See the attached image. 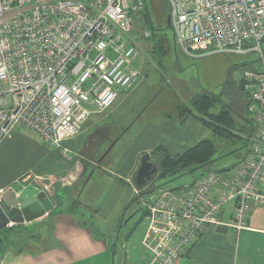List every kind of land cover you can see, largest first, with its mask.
<instances>
[{
  "label": "built area",
  "instance_id": "1",
  "mask_svg": "<svg viewBox=\"0 0 264 264\" xmlns=\"http://www.w3.org/2000/svg\"><path fill=\"white\" fill-rule=\"evenodd\" d=\"M166 1L182 53L261 54L264 0ZM144 9L146 0H0V139L23 128L67 153L63 143L86 119L109 109L141 76L132 62L140 55L134 20ZM140 26L148 37L144 16ZM240 86L254 125L246 154L230 167L200 173L186 190L164 189L142 201L150 264H175L209 227L238 231L254 208L264 209V66L242 68ZM16 182L48 188L45 177L24 173L0 187L1 207L7 192L17 193ZM226 204L229 223L219 219Z\"/></svg>",
  "mask_w": 264,
  "mask_h": 264
},
{
  "label": "crops",
  "instance_id": "2",
  "mask_svg": "<svg viewBox=\"0 0 264 264\" xmlns=\"http://www.w3.org/2000/svg\"><path fill=\"white\" fill-rule=\"evenodd\" d=\"M160 98L176 100L177 104L171 103L168 110ZM180 102L176 94L160 89L143 107L147 116L139 132L127 139L128 126L119 131L118 126L106 120L109 115L95 116L80 133L90 132L86 141L80 139L76 143L69 139L63 143L67 153L42 145L23 128L12 129L1 138L0 187L30 172L45 177L48 188L37 191L34 184H14L17 193L13 197L25 213L22 222L11 221L9 227L0 231V264H112L109 241L117 239L124 208L138 194L133 178L142 154H150L159 146L179 152L208 138L210 129L195 115L181 118ZM114 140V145L106 150ZM120 142L123 147L116 149ZM102 143L106 152L98 157L95 151ZM121 151L125 152L120 155ZM95 174L98 180L105 179L101 183L105 187L103 195L94 203L81 200ZM191 182L170 188L175 192L186 190ZM154 193H145L140 202L153 201L158 195ZM231 215L232 205L228 204L221 209L219 219L229 223ZM138 217V213H133L128 226ZM147 229L145 216L120 246L115 264L151 263L153 253L145 243ZM232 263L264 264V209L254 208L246 227L238 231L226 225L209 227L175 262Z\"/></svg>",
  "mask_w": 264,
  "mask_h": 264
},
{
  "label": "rangeland",
  "instance_id": "3",
  "mask_svg": "<svg viewBox=\"0 0 264 264\" xmlns=\"http://www.w3.org/2000/svg\"><path fill=\"white\" fill-rule=\"evenodd\" d=\"M169 12L170 9L166 0H146V10L144 9L141 13H138L137 18L134 20V32L140 45V55L133 60L132 65L140 70L141 76L129 89L121 92L109 109L101 113L91 114L83 123L79 134L72 138L76 140V143L80 142V139L86 141L90 132L80 134L84 129V125H87L88 121L95 116L105 117L107 115L109 116L106 120L118 126L119 131L128 126L126 139L132 138L139 132L147 116L143 111V107L154 99L162 88L164 92L170 95L176 94L177 98L182 101L180 105L183 104V106L185 103L190 102L192 96L199 93L213 92L220 94L223 103L228 106L233 116V125L230 131L228 128L221 135L213 134L211 130L206 135L215 144L214 157H216V160L208 163L207 166L205 165L204 169H196L191 173L169 180L157 189L156 195H159L164 189H170V187H176L185 182L190 183L201 172L222 170L243 158L248 150L246 139L250 133L249 121H251V118L247 113L248 100L246 94L239 89V80L242 68L262 69L264 66V43L261 44V54L259 51L251 50L245 54L216 53L195 58L182 53L175 45L171 28L166 26V17ZM143 15L145 16L147 31L150 32L148 37L144 36L140 26V17ZM204 88H209L210 91ZM160 102L166 103L165 106L168 110L171 109V103L177 104L176 100L165 101L163 98H160ZM183 106L182 108H186V110L181 109L183 112H192L196 109L193 105L192 108ZM219 107V102H216L207 109L204 110L203 108L198 112L207 120H212L210 114L217 113ZM112 109L113 112H111ZM114 142L115 140L109 144L106 150L110 149ZM119 145L123 147L124 144L120 142L116 149ZM104 149L105 145L102 143L97 147L96 155L98 157L101 154L104 155L106 152ZM124 152L121 151L120 155ZM91 174L92 171L87 174V178ZM104 180L102 178L98 180L95 174L86 186L87 192H84L80 199L94 203L96 198H101L105 191L104 184H101ZM224 216L227 218L226 213Z\"/></svg>",
  "mask_w": 264,
  "mask_h": 264
},
{
  "label": "trees",
  "instance_id": "4",
  "mask_svg": "<svg viewBox=\"0 0 264 264\" xmlns=\"http://www.w3.org/2000/svg\"><path fill=\"white\" fill-rule=\"evenodd\" d=\"M216 102H219L220 109L217 113L210 114L212 120H207L206 118L202 117V114L198 112V110H201L203 108L205 110V108L207 109L211 106V104H215ZM192 105L197 110L195 109L192 110V112H183L181 111V109L186 110V108H182V106L179 108V115L181 116V118L187 114H193L197 118H199L211 130L213 134L216 135H221L222 132H225V130L228 128V130L230 131L233 125V116L231 115L228 106L223 103V100L219 94L208 92L196 94L192 96L190 102L185 103L183 107L187 106L188 108H192ZM249 122L250 133L248 137L254 131L252 120ZM248 137L246 141L248 140ZM215 151L216 147L213 140L211 138H206L198 142L193 147L184 149L179 152H170L161 146L156 147L153 151L150 152L151 161L154 165H156L157 172L145 187L137 188L138 194L135 195L124 208V212L120 219V227L117 230V239L114 238V240L109 241V251L111 253L112 264L116 263L115 261L118 253L120 252V246L132 232L135 224L142 220V218H144L148 214L147 209L144 205L141 204L142 202H140L139 198L145 193L153 194L155 192L154 194H156L158 192L157 189H159L161 185L167 183L169 180H172L175 177L182 176L186 173H191L196 169H204L203 167L205 165L207 166L208 163L216 160V157H214ZM144 201L148 200L144 199ZM133 213H138L139 217L138 219L133 221V224L129 227L128 224L130 223V220H132L130 216ZM93 233L96 234L95 231H93ZM115 239L117 241H115Z\"/></svg>",
  "mask_w": 264,
  "mask_h": 264
},
{
  "label": "water",
  "instance_id": "5",
  "mask_svg": "<svg viewBox=\"0 0 264 264\" xmlns=\"http://www.w3.org/2000/svg\"><path fill=\"white\" fill-rule=\"evenodd\" d=\"M166 26L170 27V17H166ZM157 172V167L151 161L149 153H144L140 159L139 165L136 169L133 184L136 188H143L147 185L149 181L155 176ZM13 193L11 191L7 192L5 196L6 204L0 206V231L7 228V224L10 221L22 222L25 209H20L17 207L19 201L13 199ZM224 230V229H219Z\"/></svg>",
  "mask_w": 264,
  "mask_h": 264
}]
</instances>
